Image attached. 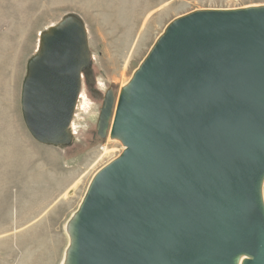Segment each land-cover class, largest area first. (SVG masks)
<instances>
[{"label":"water","instance_id":"95a60500","mask_svg":"<svg viewBox=\"0 0 264 264\" xmlns=\"http://www.w3.org/2000/svg\"><path fill=\"white\" fill-rule=\"evenodd\" d=\"M86 39L68 20L28 62L21 108L39 142L67 135ZM114 105L110 87L96 133L111 123L125 150L89 186L69 263L264 264V7L175 19L112 119Z\"/></svg>","mask_w":264,"mask_h":264},{"label":"rangeland","instance_id":"374dc122","mask_svg":"<svg viewBox=\"0 0 264 264\" xmlns=\"http://www.w3.org/2000/svg\"><path fill=\"white\" fill-rule=\"evenodd\" d=\"M253 7L264 0H0V264H68L93 176L124 149L108 138L111 123L105 138L96 133L105 91L113 89L114 113L121 86L175 19ZM66 17L85 29L88 64L69 141L39 142L23 119V80L42 34ZM261 198L264 206V178Z\"/></svg>","mask_w":264,"mask_h":264},{"label":"bare ground","instance_id":"6f19581e","mask_svg":"<svg viewBox=\"0 0 264 264\" xmlns=\"http://www.w3.org/2000/svg\"><path fill=\"white\" fill-rule=\"evenodd\" d=\"M68 20H74V21L80 23L81 26L83 27L81 21L78 20L77 18H74V17H66V18L62 19L57 25H55V26L49 28L46 32H44V33L42 34V36H41V38H40L39 47H38V50H37L36 54H39V53H40V51L42 50L43 43H44L46 37L49 36V35L51 34L52 30H53L54 28L58 27L59 25L63 24L64 22L68 21ZM83 28H84V27H83ZM84 30H85V29H84ZM86 40H87V39H86ZM138 71H139V67L134 71V74H133V76L131 77V79L128 81V83L125 84V85H123V86H121L120 91H119L118 96H117L118 101H119L120 99H122V100H124V101H126V102L128 101V99H129V94H130V89H131V84H132V81H133L134 76L136 75V73H137ZM115 109H116V107H115ZM114 112H115V110H114ZM113 117H114V113H113V115H112V119H113ZM69 133H70V132H69V129H67V135L64 136V137L58 138L57 140L53 141V143H54V144L67 143V142L69 141ZM108 138H109L110 140H117V141H119L121 144L123 143V134H122V133H120V134H113V133H111V132L109 131V133H108ZM103 150H104V152H107V148H106V147H104ZM124 150H125V145H124V149H123V151H124ZM123 151L121 152L120 156L122 155ZM120 156H118L116 159L112 160V161L109 162L107 165H105L102 169H100L99 171H97V172L94 174L93 179H92L90 185L92 184V182H93V180L95 179V177L99 174V172H101L104 168H106V167L109 166L112 162H114L115 160H117ZM79 212H80V211H79ZM79 212L76 213V216H75V221H74V223H75V234H74V236H73V242H75V239H76V236H77L76 224H77V222H78ZM75 250H76V248H75ZM248 258H249V256H247V255H245V254H239V255H237V256L235 257V259H234V264H243L244 261L247 260ZM69 261H70V260H69ZM72 263L75 264V256H73ZM68 264H70V263L68 262Z\"/></svg>","mask_w":264,"mask_h":264},{"label":"crops","instance_id":"0c3cea01","mask_svg":"<svg viewBox=\"0 0 264 264\" xmlns=\"http://www.w3.org/2000/svg\"><path fill=\"white\" fill-rule=\"evenodd\" d=\"M36 50H38V49H36ZM37 52V51H36Z\"/></svg>","mask_w":264,"mask_h":264}]
</instances>
